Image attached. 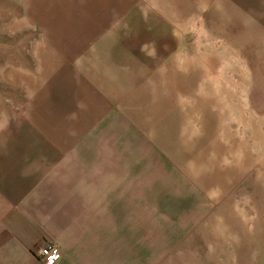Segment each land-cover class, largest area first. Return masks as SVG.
<instances>
[{
    "label": "crops",
    "instance_id": "obj_1",
    "mask_svg": "<svg viewBox=\"0 0 264 264\" xmlns=\"http://www.w3.org/2000/svg\"><path fill=\"white\" fill-rule=\"evenodd\" d=\"M43 2L42 76L0 136V264H48L47 242L61 250L51 264H194L183 251L199 221L169 177L174 145L189 148L168 131L189 72L168 4ZM228 2L264 15V0Z\"/></svg>",
    "mask_w": 264,
    "mask_h": 264
},
{
    "label": "rangeland",
    "instance_id": "obj_2",
    "mask_svg": "<svg viewBox=\"0 0 264 264\" xmlns=\"http://www.w3.org/2000/svg\"><path fill=\"white\" fill-rule=\"evenodd\" d=\"M227 2L145 7L168 4L167 39L177 43V70L181 62L189 72L188 94L174 98L187 111L181 125L179 110L168 111V131L189 147L182 155L174 145L169 177L189 221H199L183 252L194 264H264V15ZM41 3L0 0V136L42 76Z\"/></svg>",
    "mask_w": 264,
    "mask_h": 264
},
{
    "label": "built area",
    "instance_id": "obj_3",
    "mask_svg": "<svg viewBox=\"0 0 264 264\" xmlns=\"http://www.w3.org/2000/svg\"><path fill=\"white\" fill-rule=\"evenodd\" d=\"M41 258L48 264L53 263L61 256V250L56 243H47L40 250Z\"/></svg>",
    "mask_w": 264,
    "mask_h": 264
}]
</instances>
